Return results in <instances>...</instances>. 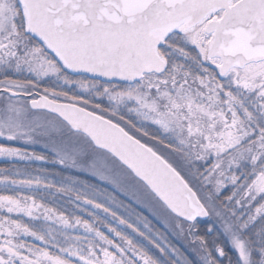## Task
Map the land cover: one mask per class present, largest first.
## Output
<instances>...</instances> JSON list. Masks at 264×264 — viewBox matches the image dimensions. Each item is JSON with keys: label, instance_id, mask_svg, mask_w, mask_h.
I'll return each mask as SVG.
<instances>
[{"label": "snow or ice", "instance_id": "obj_1", "mask_svg": "<svg viewBox=\"0 0 264 264\" xmlns=\"http://www.w3.org/2000/svg\"><path fill=\"white\" fill-rule=\"evenodd\" d=\"M0 158V264H264V0H0Z\"/></svg>", "mask_w": 264, "mask_h": 264}, {"label": "trees", "instance_id": "obj_2", "mask_svg": "<svg viewBox=\"0 0 264 264\" xmlns=\"http://www.w3.org/2000/svg\"><path fill=\"white\" fill-rule=\"evenodd\" d=\"M36 151L39 152V151H42V149L37 147ZM13 163H16L17 166L20 167V168L29 167L28 165H25L24 162H12V161H8V160H5V159H0V168L11 167ZM41 167L48 168L50 171H55V169H53L50 164H41L39 162L31 164L30 167H29V170L33 171L34 175H38L39 173L36 172L35 169L41 168ZM80 178L82 180H88L90 183L96 184L97 187H105V183L104 182H101L98 179H92L87 174L82 175ZM50 179H58V177H50ZM109 191H111V189H109ZM225 194L227 195V193H225ZM117 195H119V194L117 193ZM120 198H122V197H120ZM149 219H151V217H149ZM153 224L155 225L156 228H160L161 230H163L161 225L157 224L155 221H153ZM169 239L171 240V242L173 244H175L177 246H181L184 243L181 240H179L178 238H175L173 236H169Z\"/></svg>", "mask_w": 264, "mask_h": 264}, {"label": "rangeland", "instance_id": "obj_3", "mask_svg": "<svg viewBox=\"0 0 264 264\" xmlns=\"http://www.w3.org/2000/svg\"><path fill=\"white\" fill-rule=\"evenodd\" d=\"M0 159H3V158H0Z\"/></svg>", "mask_w": 264, "mask_h": 264}]
</instances>
